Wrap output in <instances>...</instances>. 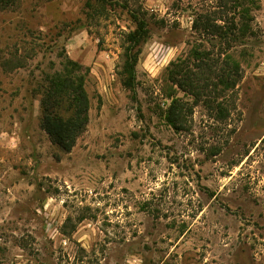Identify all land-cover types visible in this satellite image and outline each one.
Instances as JSON below:
<instances>
[{
    "label": "rangeland",
    "instance_id": "1",
    "mask_svg": "<svg viewBox=\"0 0 264 264\" xmlns=\"http://www.w3.org/2000/svg\"><path fill=\"white\" fill-rule=\"evenodd\" d=\"M216 2L0 7V264H264V0L232 51L244 71L229 116L197 105L187 131L165 118L166 67L205 38L192 20ZM136 17L149 33L128 88ZM66 57L85 68L91 103L70 152L41 128L33 95Z\"/></svg>",
    "mask_w": 264,
    "mask_h": 264
},
{
    "label": "trees",
    "instance_id": "2",
    "mask_svg": "<svg viewBox=\"0 0 264 264\" xmlns=\"http://www.w3.org/2000/svg\"><path fill=\"white\" fill-rule=\"evenodd\" d=\"M14 1L0 0V7ZM216 3L212 10L197 12L192 20V29L205 38L195 41L185 56L172 60L165 70V81L172 84L167 94L171 102L165 118L177 131L188 130L187 116L197 105L206 106L220 120L226 119L243 78L242 62L232 51L255 35L254 13L261 8L260 0H217ZM135 21L136 29L126 34L123 81L128 88L133 87L141 53L139 48L133 49L143 43L149 33L144 18L136 17ZM61 66L42 74L33 95L41 96V128L52 143L70 152L87 129L91 103L83 65L66 57ZM179 91L192 101L178 96Z\"/></svg>",
    "mask_w": 264,
    "mask_h": 264
}]
</instances>
